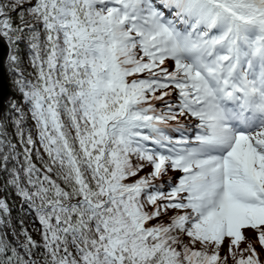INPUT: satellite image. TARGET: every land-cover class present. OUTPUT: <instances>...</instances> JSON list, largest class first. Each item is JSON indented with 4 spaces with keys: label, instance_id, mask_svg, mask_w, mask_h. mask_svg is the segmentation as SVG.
Here are the masks:
<instances>
[{
    "label": "snow or ice",
    "instance_id": "6c2138e0",
    "mask_svg": "<svg viewBox=\"0 0 264 264\" xmlns=\"http://www.w3.org/2000/svg\"><path fill=\"white\" fill-rule=\"evenodd\" d=\"M0 43V264H264V0H0Z\"/></svg>",
    "mask_w": 264,
    "mask_h": 264
},
{
    "label": "trees",
    "instance_id": "16d2710c",
    "mask_svg": "<svg viewBox=\"0 0 264 264\" xmlns=\"http://www.w3.org/2000/svg\"><path fill=\"white\" fill-rule=\"evenodd\" d=\"M21 58H22V67L27 68L28 72H31V68L28 67V60L31 56V53L26 49L23 48L22 46V51L20 53ZM8 56L9 52L5 61V70H6V78H7V83L8 87L10 90V98L8 101H6L3 112L1 115L4 113H8L9 115H12V113L8 112L9 105L13 101H20V95L17 91V88L14 84V79L16 77V73H14L10 67H9V61H8ZM25 133L27 134L29 131L32 132L33 137L35 138V125L34 121L31 119L27 118L25 119ZM15 129L10 125L8 128V132H14ZM13 142H16L15 138H13ZM8 203L10 204L11 207V215L10 219L11 222L17 232L20 231L21 227L28 229L29 232H31L34 236V238H38L35 233V228L39 227L38 223L36 222V218L33 212L27 209L26 206L21 207L20 200L15 197L14 193L10 194L8 197ZM23 220V225L21 224V221ZM251 237V234H249ZM23 237H21V240ZM226 253V248L221 251V255H225ZM229 264H232L231 261H229Z\"/></svg>",
    "mask_w": 264,
    "mask_h": 264
},
{
    "label": "water",
    "instance_id": "95a60500",
    "mask_svg": "<svg viewBox=\"0 0 264 264\" xmlns=\"http://www.w3.org/2000/svg\"><path fill=\"white\" fill-rule=\"evenodd\" d=\"M9 52L6 44L0 43V115L6 101L10 98V90L6 78L5 61Z\"/></svg>",
    "mask_w": 264,
    "mask_h": 264
},
{
    "label": "rangeland",
    "instance_id": "374dc122",
    "mask_svg": "<svg viewBox=\"0 0 264 264\" xmlns=\"http://www.w3.org/2000/svg\"><path fill=\"white\" fill-rule=\"evenodd\" d=\"M8 100H9V99H8ZM8 100H7V101H8ZM2 112H3V111H2ZM174 135H178V134H174ZM177 175H178V174H177Z\"/></svg>",
    "mask_w": 264,
    "mask_h": 264
}]
</instances>
